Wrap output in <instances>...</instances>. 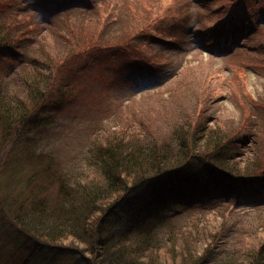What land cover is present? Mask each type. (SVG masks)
<instances>
[{
    "label": "trees",
    "instance_id": "1",
    "mask_svg": "<svg viewBox=\"0 0 264 264\" xmlns=\"http://www.w3.org/2000/svg\"><path fill=\"white\" fill-rule=\"evenodd\" d=\"M42 1L38 0L40 7L50 15L70 3H76L89 14L97 10L94 0H58L45 4ZM215 1L218 6L213 12L217 21L207 29L222 33L212 39V44L222 46L233 42L235 34L240 42L241 37L248 35L241 38L240 45L248 44L249 39L252 44L247 45L249 49L241 59L264 74V57H259L264 55V35L259 33L262 26L255 23L258 14L264 16V9L251 12V0H199L202 5ZM119 11L113 8L112 13L103 11L95 26L82 32L79 38V35L71 38L53 35L51 45L31 53L30 49L29 53L24 51L27 43L23 42L28 40V35L20 23L21 15L10 10V14L0 13V60L15 58L14 62L5 61L1 65V68L5 64L12 67L8 72L0 69V160L5 158L9 136L15 131L14 135L25 136L21 140L27 150L24 161L33 159L32 164H37L30 149L34 141L28 133L45 126L39 124L38 118L43 108L51 104L61 110L64 97L70 90L75 92L70 79H62L63 70L57 69L79 55L76 52L103 47L110 52L120 51L134 40L155 38L160 20L165 23L173 20L164 18L165 7L154 1L127 4ZM180 13L178 8L176 16ZM127 18L133 20L132 24L125 22ZM122 27H131L134 32L123 43L91 46L108 28L118 31ZM89 39L93 40L86 42ZM104 59L107 66L112 64L108 57ZM57 80L60 86L55 87L53 83ZM9 82L19 85L16 91H8ZM213 87L214 90L205 89L208 101L216 92L217 86ZM192 98L186 103V111L167 121L171 126L157 125L144 131L143 128L129 130L122 124L100 144L94 142L88 156L94 172H82L78 177L72 175V170L61 172L45 166L43 170L51 173L46 179L41 178L46 183L38 190L36 185L40 181L33 177L30 180L22 177L18 185L7 184L4 179L10 168L0 163V217L12 219L19 232L31 233L48 244L36 243L28 259L39 254L40 261L42 251L55 246L58 254L70 251L78 264H264V221L261 220L257 227H252L253 233L260 234L250 249L242 251L234 246L225 258L216 259L219 247L230 238L248 233L251 221L264 218L261 201L264 154L259 150V154L249 159L247 154L223 148L226 137L238 130L248 129L252 143L264 134V97L256 99L243 93V102L250 103L254 113L245 123L226 131L217 125L218 120L215 127L210 126L207 122L210 117L191 112L188 107L192 106ZM26 191L29 195L23 198ZM207 200L214 203L205 205ZM242 205L253 210L246 211ZM211 215L222 218L220 226L211 234L207 224L203 233L196 225L209 223ZM62 243H69V250L59 246Z\"/></svg>",
    "mask_w": 264,
    "mask_h": 264
},
{
    "label": "rangeland",
    "instance_id": "2",
    "mask_svg": "<svg viewBox=\"0 0 264 264\" xmlns=\"http://www.w3.org/2000/svg\"><path fill=\"white\" fill-rule=\"evenodd\" d=\"M54 1L58 0H44L41 3ZM148 1L161 3L166 12L163 17L173 20L167 23L160 20L156 26L155 38L134 40L125 44L120 51L114 49L110 52L106 47L83 49L76 52L79 55H74L72 60L69 58L61 65L57 71L63 70L62 79H70V86L72 82L75 92L70 90L64 97L61 110H56L51 104L43 108L38 118L39 124L45 126L34 133H28L34 141L30 149L37 164H32L33 159H27V162L23 159L27 150L21 140L25 136L14 135L15 131L9 136L10 140L4 151L5 158L0 160L1 166L10 168L4 179L7 184L18 185L22 177L25 180L33 177L40 181L36 185L39 190L46 183L42 182V179H46L51 173V170L47 173L43 170L45 166L54 167L61 172L72 170V175L78 177L82 172H94L88 159L90 149L95 147L94 142L100 144L106 136L112 135L111 132L119 130L118 126L122 124L129 130L143 128L144 131L157 125L171 126L167 121L186 111V103H189L191 97L192 106L188 109L210 117L207 120L210 126L215 127L218 120L217 125L224 131L233 129L241 122L245 123L251 112L254 113L251 104L243 102L242 94H250L256 99L264 97V74L257 68L248 67L241 59L246 53L245 50L249 49L247 45L252 44L249 39L248 44L246 42L240 45L241 38H247L248 35L241 37L240 42L235 34L237 37L233 42L222 46L212 44V39L222 33L207 29L217 21L213 10L218 6V1L202 5L199 0H94L97 8L94 13L89 14L84 8L76 6V3H70L56 11L57 14L50 15L40 7L38 0H0V13L4 11L10 14V10L16 15H21L20 23L28 35V40L23 42L27 43L24 51L29 53L30 49L31 53L51 45L53 35L81 37L85 31L95 26L94 22L100 18L103 11L108 13L110 10L112 13L113 8L121 12L127 4L133 6ZM178 8L181 13L176 16ZM249 9L251 12L264 9V0H251ZM131 17L134 19L135 16ZM127 19L129 20L125 22L132 24L133 20ZM255 20V23L262 26L259 33L264 35L263 14H258ZM253 32L252 30L251 33ZM133 33L131 27H122L118 31L108 28L91 46L121 44ZM39 37L40 40H37ZM83 44L84 42L80 47ZM105 57L111 60L110 66H107ZM5 61L14 62L15 58L0 60V69L6 73L12 67L5 64L1 68ZM8 84L11 85L8 87L10 92L16 91L19 86H14L11 82ZM53 85L60 86V81H55ZM214 85L217 86L216 92L208 101V96H205L208 92L205 89L210 87L214 90ZM223 148L247 154L250 159L255 153L259 154V150L264 154V134L252 143L248 129L238 130L226 137ZM19 159L21 160L18 162ZM12 167H15L14 171ZM54 188H58V184ZM28 195L26 191L23 198ZM261 201L264 202V196ZM212 203L214 201L207 200L205 205ZM241 207L246 208L244 205ZM220 220L222 218H214L211 215L207 220L210 224L204 221L196 227H201L204 233V226L208 224L209 233L215 234ZM259 221L263 222L264 218L251 221L248 233L240 235L239 238H230L229 242L219 247L216 250V259L225 258L234 246L242 251L250 249L252 242L259 239L260 232L252 231V227H257ZM34 236L31 233L19 232L12 219L0 217V264H24L25 261H28V264H78L70 251L58 254L55 246L42 251L40 261L37 259L39 254L29 260L36 243L48 245ZM59 246L64 249L70 247L69 243Z\"/></svg>",
    "mask_w": 264,
    "mask_h": 264
}]
</instances>
